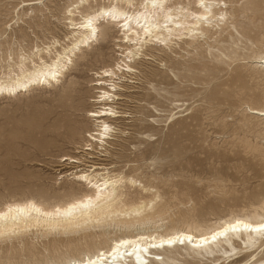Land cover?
Returning <instances> with one entry per match:
<instances>
[{
    "label": "rangeland",
    "instance_id": "1",
    "mask_svg": "<svg viewBox=\"0 0 264 264\" xmlns=\"http://www.w3.org/2000/svg\"><path fill=\"white\" fill-rule=\"evenodd\" d=\"M27 1L34 4L23 6ZM75 1L0 0V71L9 61L13 64L21 52L30 55L37 48L44 49L42 55L49 59L69 44L72 29L68 10ZM139 1L133 0L136 5ZM246 1L225 0L228 24L219 27L214 39L200 37L194 45L174 40L166 51L156 44L144 49L137 58L138 70L125 72L121 79L119 92L124 101L113 104L121 116L113 119L115 130L105 148L96 145V149L86 150L91 143L89 132L95 128L87 116L101 106L93 101L98 95L94 87L97 72L129 60L122 55L127 51L123 49V31L117 25L101 35L100 44L79 52L62 80L17 96L0 97V206L28 198L53 205L79 196L86 187L70 173L94 164L102 167L97 169L100 172H123L154 185L162 202L171 206L161 229L179 219L182 212L185 214L180 217L191 214L204 225L232 214L250 215L264 202V151L260 150L264 148V120L247 105H262L264 99L254 98L243 87L252 86L253 78L263 76L259 72L251 79L253 68L261 71L264 67L248 60L230 62L226 55L237 50L247 56L256 49L253 38L242 35L246 26L243 14L235 12ZM104 3L108 0L85 1L75 9L76 21L81 20L79 11H94ZM102 23L104 31L107 21ZM228 30L238 38V44L227 36ZM48 46L52 52L46 50ZM146 51L152 55H144ZM208 68L216 76L202 82L192 78ZM75 89L81 97L72 100ZM209 96L213 100H207ZM72 101L75 105L71 107L68 104ZM74 115L78 116L77 128L64 130L66 120ZM71 156L82 158L83 165L73 168L74 163L65 158ZM134 190L130 192L134 197L149 196ZM33 230L9 240L0 238V264L39 262L49 252H54L57 261L67 247L49 240L77 237H45ZM241 256L239 259L246 258L248 253Z\"/></svg>",
    "mask_w": 264,
    "mask_h": 264
},
{
    "label": "bare ground",
    "instance_id": "2",
    "mask_svg": "<svg viewBox=\"0 0 264 264\" xmlns=\"http://www.w3.org/2000/svg\"><path fill=\"white\" fill-rule=\"evenodd\" d=\"M85 1L87 0H76L71 4L73 8L68 10L72 29L70 32L71 41L60 51H56L53 57L45 59L42 55L44 49L37 48L32 51V55H25L21 52L13 64H10L11 61H9L6 67L1 66L0 97L17 96L30 91L35 86L53 85L54 81L62 80L71 70L73 58L84 49L91 48L94 44H100L101 35L105 36L110 32L112 26L117 25L123 31V49L127 51L122 55L129 60H125L124 64H120V60L115 66L105 67L97 72L98 78L97 81L95 80L94 87L97 88L98 95L93 98V101L101 106L88 112L87 117L91 118L95 128L88 135L91 143H86L88 146L85 145V147L87 146L86 150H94L96 145H101L103 148L114 133L113 119L121 116V113L113 105L117 103V100H123V93L119 92L123 88L120 84L121 79L126 77L124 76L125 72L135 71L137 58L141 56L144 49L148 50L149 44L153 46L156 44L161 47L160 50L166 51L167 48H171L174 40L194 45L200 37L208 36L214 39L219 33V27L228 24V10L223 7L226 3L225 0H215V6H213V0H203V8L200 7L201 0H193L192 7L191 0H140L137 5L133 0H108V3H104L94 11L85 13L79 11L81 20L76 21L75 9H78ZM31 2H25L23 6L34 4ZM110 8H114L117 19L107 18L94 21L92 26L94 32L78 27L82 20L86 19V14L94 16L97 12H107ZM235 12L243 14L246 26L243 27L245 33L242 35L246 38H253L252 43L256 45V49L247 56L240 54L237 50L226 55L230 58V62L248 60L249 63L251 61L264 67V0H247ZM203 17H207V21L202 19ZM105 21L107 24L105 30L102 31L100 25ZM237 30L241 33L239 29ZM227 36L231 38L233 44H238V38L231 30H228ZM49 48L48 46L46 50L52 52ZM144 55L152 54L146 51ZM35 56L38 57V60L35 59ZM205 71L204 74L193 75L192 78L202 82L207 81L211 75L216 76L209 68ZM259 72L263 76L259 75L256 81L253 76L258 75ZM105 73H110V75H105ZM250 76L255 82H252V86L243 88L249 91V94L254 98L264 99V85L261 84V81L264 82V69L260 71L253 68ZM256 88H258V92H256ZM192 90L194 91L195 88ZM251 91L252 93H250ZM148 96L151 98L153 94ZM79 97L81 94L76 90L72 100ZM207 100H213V97L209 96ZM68 105L74 106L75 101ZM247 108L251 113L264 120V103L257 106L248 104ZM77 121V115L68 118L63 125L64 130L67 127L69 130L72 127L77 128ZM104 125H107V130L104 129ZM118 130L120 131L119 128ZM255 148L258 149V147ZM260 150L264 151V148ZM65 158L74 163L73 168H80L83 165L82 158L79 156ZM99 168L102 167L93 164L89 168L71 171L72 177L84 185L86 190L84 189V192L79 196L66 201L46 205L33 198H28L23 201L11 200V202L0 206V238H8V240L13 236L16 238L31 229L40 231L45 237L54 234L63 235V237L77 235L76 238L69 237L67 239L55 236L49 240V243H62L67 247L66 253L61 251L63 254H59L60 257L57 261L53 256L54 252L52 254L49 252L50 254L46 255L43 261H33L27 264H86L88 261H94V264H134V261L137 264H143L144 261H147L148 264H232V262H235L234 264H264V256H260L264 251V238L257 237L255 233L240 232L238 239L236 236L230 235L227 243L209 242L203 248L196 247V245L203 244L202 237H208L210 241L214 232L237 220L253 225L264 223V202L250 215L232 214L219 220L217 218V221L207 225L197 222L191 214L180 217L181 214H185L182 212L179 213V219H172V222H169L170 225L167 224L168 226L161 229L164 225L161 226V223L169 218L167 216H169L171 206L162 202V196L154 185L143 184L139 178L126 175L123 172L117 171L113 174L110 171L100 172L97 170ZM125 188L127 190H124ZM131 189H135L134 191L140 189V192H147L149 196L134 197L130 193ZM176 237L184 240V243L165 244L162 248L152 247V245H159ZM186 237H191V240ZM220 239L223 240V238ZM250 240L255 241V246L250 244ZM26 247L28 246L26 245ZM58 247L60 248L59 244ZM144 248L148 249L147 253L143 251ZM48 249L51 250V248ZM244 253H248V256L239 259L242 257L241 255L244 256ZM36 254L38 253L36 252Z\"/></svg>",
    "mask_w": 264,
    "mask_h": 264
},
{
    "label": "snow or ice",
    "instance_id": "3",
    "mask_svg": "<svg viewBox=\"0 0 264 264\" xmlns=\"http://www.w3.org/2000/svg\"><path fill=\"white\" fill-rule=\"evenodd\" d=\"M213 6H215V0H213ZM200 7L201 8L204 7L203 0H201ZM107 18H111V19H117L118 18L115 14L114 8H110L109 11H107V12L99 11L94 16H87V14H86V19H83L82 22L78 25V27L90 29L94 32V29L92 27L94 21L104 20ZM202 19L207 21V17H203ZM221 19H223V17H221ZM105 75H110V73H105ZM53 78H55V77H53ZM104 98H107V97H104ZM104 129L107 130V125H104ZM93 139H95V137H93ZM240 232L255 233L257 237L264 238V223H258L256 225H253L250 223H244L243 221L237 220L235 223L228 224V225L224 226L221 230L214 232L211 235L210 241H209L208 237H202L203 244L196 245V247L203 248L204 245H207L209 242L217 243L218 241H220L222 243H227L230 235L236 236L238 239L239 238L238 233H240ZM220 238H223V240H221ZM186 239L191 240V237H186ZM177 242L182 244V243H184V240H181V239H179V237H176L173 239L166 240L159 245H152V247L153 248H162V247H164L165 244L173 245V244H176ZM250 244L252 246H255V241L250 240ZM143 251L145 253H147L148 249L144 248ZM229 255H231V253H229ZM157 259H159V258L157 257ZM86 264H94V261H88V262H86ZM143 264H148V262L144 261Z\"/></svg>",
    "mask_w": 264,
    "mask_h": 264
}]
</instances>
